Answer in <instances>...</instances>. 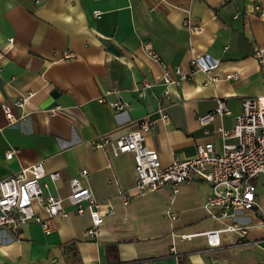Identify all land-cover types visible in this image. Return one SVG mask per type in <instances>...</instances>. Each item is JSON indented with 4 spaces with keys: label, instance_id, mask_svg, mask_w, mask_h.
<instances>
[{
    "label": "crops",
    "instance_id": "0c3cea01",
    "mask_svg": "<svg viewBox=\"0 0 264 264\" xmlns=\"http://www.w3.org/2000/svg\"><path fill=\"white\" fill-rule=\"evenodd\" d=\"M255 4L264 0H0V180L42 161L50 192L65 197L69 180L86 169L83 184L98 201L110 200L115 210L104 216L95 240L85 236L88 215L75 214L66 203L70 214L56 217L49 234L37 224L16 232L0 228V264H248L249 256L264 253V228L255 212L213 219L203 207L210 192L205 182H184L173 198L164 187L123 206L116 194L134 190L132 155H113L88 143L116 140L136 129L143 116L156 117L161 87L155 85L141 99L134 91L143 79L157 82L162 73L141 47L150 41L169 68L187 69L198 54L217 58L219 65L171 89L169 123L158 121L146 132L145 146L158 153L162 165L174 155L194 157L198 144L212 142L218 150V128H232L243 99L264 95L253 57L256 48L264 47V18L245 16ZM236 13L241 14L234 19ZM187 17L201 26L200 33L189 34L183 26ZM231 73L237 79H224ZM210 76L220 79L210 83ZM106 90H114L107 101L120 98L130 108L115 111L99 104ZM26 94L32 96L17 107L14 102ZM217 99H225L230 113L201 126L196 116L212 111ZM3 105L19 119L15 124L8 123ZM10 149L15 155L6 159ZM53 172L60 175L54 183L48 179ZM232 222L248 226L250 244L239 245L235 233H220V246L208 247L203 233ZM108 245L116 252H108Z\"/></svg>",
    "mask_w": 264,
    "mask_h": 264
},
{
    "label": "built area",
    "instance_id": "2783aa9c",
    "mask_svg": "<svg viewBox=\"0 0 264 264\" xmlns=\"http://www.w3.org/2000/svg\"><path fill=\"white\" fill-rule=\"evenodd\" d=\"M42 0H34L36 4ZM229 2L230 0H222ZM241 13H236V19ZM253 14L258 18H264V4L253 5L252 11L245 16ZM96 18L100 12L94 11ZM183 26L189 34H198L202 31L200 25L191 24L187 17L183 20ZM12 42V38L8 39ZM144 53L157 62L162 70L157 82L143 79L141 84L134 88L138 99L144 98L148 91H152L155 85L161 87V93L156 95L157 106L154 114L156 117L146 115L140 118L137 128L126 135L110 140H90L88 143L93 148H108L113 155L129 153L134 163V190H119L116 194L120 203L126 206L134 196L153 193L161 188L169 187L172 198L178 192L180 184L192 180L205 182L210 186V192L204 202V210L217 221L236 216L239 211L255 212L259 217V224L264 228V208L260 207L257 200L256 187L251 180L264 173V95L255 98H245L241 101V111L235 117L230 129L218 128L221 145L215 149L212 142L198 144L196 155L192 158H182L174 155L168 165H162L158 153L145 146V133L150 131L158 121L169 123L167 103L170 100L171 89L178 86L197 72L210 74L219 65V60L208 54L194 55L188 61L187 69L181 66L169 68L155 52L150 41L141 43ZM227 47H225L226 49ZM67 58L73 57L66 55ZM259 71L264 79V47L256 48L253 52ZM2 61L0 57V72ZM237 74L225 75L224 79H237ZM220 78L210 76L209 82H217ZM114 90H106L97 98L99 104H107L115 111H125L130 104L120 98L107 101L105 96ZM32 94H26L17 98L14 102L22 108L24 102ZM3 112L8 123L15 124L16 118L8 106L3 105ZM225 99H217L216 107L205 114L196 116L198 123L205 126L214 121L216 116L229 114ZM15 150L10 149L5 153L6 159L15 155ZM46 172L42 161H38L26 168H22L16 174H12L0 180V228L16 232L27 224L39 225L43 232L49 234L56 217L65 218L70 214L64 204H68L77 215L87 214L90 225L85 230V236L89 240H95L104 221L105 215L115 213L113 203L110 200L98 201L88 186L83 182L88 176V171L82 169L69 180V194L65 197L54 195L49 190L45 178ZM50 182L60 179L58 172L48 174ZM106 211L103 213L102 209ZM42 212V214L39 213ZM169 220L175 216L167 212ZM248 226L237 222L224 225L222 228L204 232L206 244L210 248L220 246V233H235L237 243L250 244L246 239ZM171 237L175 234L171 233ZM181 237L186 238L187 235ZM174 252V247H171ZM57 260L54 258L53 263Z\"/></svg>",
    "mask_w": 264,
    "mask_h": 264
},
{
    "label": "rangeland",
    "instance_id": "374dc122",
    "mask_svg": "<svg viewBox=\"0 0 264 264\" xmlns=\"http://www.w3.org/2000/svg\"><path fill=\"white\" fill-rule=\"evenodd\" d=\"M251 182L256 187V194H257V197H258V204H263L264 203V173L258 175L255 178H253L251 180ZM249 257H250V258H248L249 260L247 259L248 260V264L251 263V260H252V262L254 261V264H261V263L264 264V253L260 254V256L254 255L253 256L254 258L252 256H249Z\"/></svg>",
    "mask_w": 264,
    "mask_h": 264
},
{
    "label": "water",
    "instance_id": "95a60500",
    "mask_svg": "<svg viewBox=\"0 0 264 264\" xmlns=\"http://www.w3.org/2000/svg\"><path fill=\"white\" fill-rule=\"evenodd\" d=\"M104 45H106L107 49L115 54L118 55L119 51L115 48V46L112 43H109L108 40H101ZM52 94H56V91H53Z\"/></svg>",
    "mask_w": 264,
    "mask_h": 264
},
{
    "label": "trees",
    "instance_id": "16d2710c",
    "mask_svg": "<svg viewBox=\"0 0 264 264\" xmlns=\"http://www.w3.org/2000/svg\"><path fill=\"white\" fill-rule=\"evenodd\" d=\"M107 251H108V252H111V251L116 252V247H115L114 245H108V246H107Z\"/></svg>",
    "mask_w": 264,
    "mask_h": 264
}]
</instances>
